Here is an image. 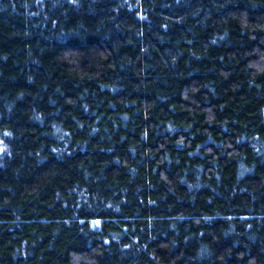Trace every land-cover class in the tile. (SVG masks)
<instances>
[{
    "label": "trees",
    "instance_id": "obj_1",
    "mask_svg": "<svg viewBox=\"0 0 264 264\" xmlns=\"http://www.w3.org/2000/svg\"><path fill=\"white\" fill-rule=\"evenodd\" d=\"M0 264H264V0H0Z\"/></svg>",
    "mask_w": 264,
    "mask_h": 264
},
{
    "label": "water",
    "instance_id": "obj_2",
    "mask_svg": "<svg viewBox=\"0 0 264 264\" xmlns=\"http://www.w3.org/2000/svg\"><path fill=\"white\" fill-rule=\"evenodd\" d=\"M2 152H3V150H2V148L0 147V155L2 154Z\"/></svg>",
    "mask_w": 264,
    "mask_h": 264
}]
</instances>
